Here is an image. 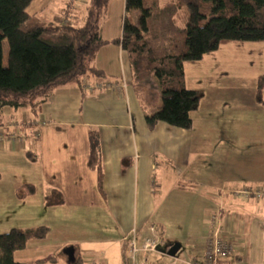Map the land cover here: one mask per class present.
<instances>
[{
  "label": "crops",
  "instance_id": "obj_1",
  "mask_svg": "<svg viewBox=\"0 0 264 264\" xmlns=\"http://www.w3.org/2000/svg\"><path fill=\"white\" fill-rule=\"evenodd\" d=\"M137 14L135 10V17ZM125 15L124 0H109L108 16L102 25V36L105 40L110 41L122 34ZM96 64L108 78L126 81L128 83L126 90L106 88L87 92L82 91L75 84H67L56 88L54 94L42 105L37 116L32 115L27 108L13 111L10 107H5L1 115L0 128L4 131V136L0 139V153H10L7 158L9 163H13L18 157L16 152L25 153L27 150L35 152L38 159L43 162L41 163L44 166L43 176L48 177L49 183L64 194L63 204L46 205V211L59 210L66 215L61 225H57L58 231H63L64 234L70 233V216L85 213V210L89 208L97 207L104 213L117 214L129 213L130 209L135 208L137 204V208L143 207L142 213L155 211L159 214H170L172 212L168 211V206L161 199L168 191L164 192L163 189L185 191L189 185L195 187L199 185L198 189L207 190L212 194L210 202H207V207L211 208L209 212L203 211L192 226L182 227L183 230L195 229L187 231L183 238L174 234H171L173 238H170V235L164 233V228L166 230L167 227L161 222L160 231H157V226L154 229L151 228L154 232L153 236L160 237L164 241L159 250L150 251L158 253L154 257L157 261L140 249L144 240L150 236L148 235L137 246L138 255H135L133 264H171L175 258L201 260L205 238L210 229L209 217L215 212H221L222 234L227 236L234 245V251L222 261V264H264V205L261 209H257L254 205L264 199H236L230 193L231 190L250 187L251 184L246 182V176L244 181V178L242 179L239 174L232 171L230 166L226 168L225 165H207L208 169L204 176H177L174 181H168L167 174L170 171L176 168L182 171L189 165L188 151L194 145L190 144L191 129L169 131L165 123H159L155 128L142 125L139 128L140 131L136 130L132 122L134 116L130 110V103L132 97L138 100L142 97L143 88L134 84L127 51L115 43L104 44L98 50ZM162 105L160 101L158 109L148 111L151 114L147 112L143 115L145 118L148 115H154L162 108ZM28 121L35 122L32 128L26 125ZM21 127L22 134L18 135L17 131ZM119 128L127 131L120 133ZM91 129L97 130L100 138L104 192L98 187L97 172L89 164ZM173 134L179 135L181 140H169L168 138H172ZM143 138L149 140V145L145 148L140 145ZM166 140H169V143ZM236 157L233 163L235 166L239 164L242 166L241 155ZM38 161L40 160L34 162ZM157 171H159V177ZM150 175L156 176V180L152 182L160 190V198H154L150 193ZM140 181H143V188L137 189V193L134 194L133 190L135 191ZM9 193L8 204L10 209H15L16 204H23L22 202L28 198L33 200L37 187L35 193L25 198L16 195L15 190ZM135 196L137 200L139 198L137 203L134 201ZM11 201L15 202L12 204ZM211 201L216 202L217 206H212ZM117 208H121L123 212H117ZM93 210L89 212H95ZM161 219L163 221L165 217ZM54 221L59 222L61 219L54 218ZM44 225L49 227L47 236L43 239H31L26 246L33 240L47 242L44 244L48 246L51 244L47 238L52 228L50 224ZM28 227L34 226L24 228ZM128 229L123 228L120 234L116 233L114 241L103 240L106 245H103L104 248L99 251L96 248L95 253L82 252V249L78 247L81 242L84 247H96L98 241H102L97 234L87 236L86 233L74 232V238L68 240L71 243L69 246H74L76 259L81 260V264L96 263L97 260H100V263L106 261V264H119L122 254L129 249V244L123 240V237L126 239ZM79 238L81 239L78 240ZM174 244H179L180 248L174 256H171L168 250ZM105 256L109 258L108 263ZM58 261L56 253L48 251L44 257H37L26 263L56 262L57 264Z\"/></svg>",
  "mask_w": 264,
  "mask_h": 264
},
{
  "label": "trees",
  "instance_id": "obj_2",
  "mask_svg": "<svg viewBox=\"0 0 264 264\" xmlns=\"http://www.w3.org/2000/svg\"><path fill=\"white\" fill-rule=\"evenodd\" d=\"M124 1L122 34L108 41L102 36V25L108 16L109 0H88L80 5L83 13L76 0H67L51 19L29 9L34 0H0V120L5 107L13 111L27 108L37 116L59 86L75 84L87 91L84 78H108L96 60L100 47L111 42L127 51L135 84L146 83L151 77L157 79L163 105L154 115L146 116L148 126L155 128L164 122L191 129L192 112L198 109L203 95L187 86L185 62L201 60L226 42L264 41V0ZM184 6L189 16L182 25L178 14ZM135 10L138 14L133 22L128 14ZM5 38L9 42L7 65ZM261 80L260 90L264 77ZM34 124L26 122L30 128ZM89 139V164L97 172L98 187L104 192L97 130H90ZM26 154L38 160L35 152L27 150ZM35 191L33 183H25L17 189V195L25 198ZM45 202L48 206L60 205L65 197L53 187ZM48 232L47 225H38L0 233V264H29L18 261L15 252L31 239L45 238ZM73 264H81V260Z\"/></svg>",
  "mask_w": 264,
  "mask_h": 264
},
{
  "label": "rangeland",
  "instance_id": "obj_3",
  "mask_svg": "<svg viewBox=\"0 0 264 264\" xmlns=\"http://www.w3.org/2000/svg\"><path fill=\"white\" fill-rule=\"evenodd\" d=\"M66 1L34 0L29 9L37 11L45 19H51L60 13ZM76 1L80 7V13H83V6L80 5L88 0ZM188 16V8L182 7L178 14V22L185 25ZM128 17L133 22L135 21L132 12L128 14ZM204 22L205 20L201 21L202 24ZM3 49L4 63L7 65L9 52L7 38L4 39ZM185 70L187 86L198 89L203 96L198 109L192 112L193 126L189 135H191L190 144L194 145L188 151L189 165L182 171L179 168L170 171L167 174L168 181H174L177 176L196 175L201 177L206 173L207 165H225L226 168L230 166L231 170L239 174L242 179L246 176V182H249L250 186H263L264 188V81L260 90L261 77H264V41L226 42L221 44L219 49L207 53L201 60L186 61ZM136 85L143 88V90L141 89L143 94L139 100L132 97L130 110L134 116L132 122L136 130L140 131L139 128L142 125H148L143 113L158 109L159 102L161 101L163 104V100L155 77H151L146 83L141 85L136 83ZM126 107L128 109V106ZM165 125L169 131L184 130L166 123ZM125 131L127 130L119 128L120 133ZM123 135L127 137L125 134ZM131 139L132 136L130 138L132 143ZM168 139L171 141L181 140L177 134H173V137ZM169 140H166L167 143ZM148 141L143 138L140 145L145 148L149 145ZM16 154L18 157L14 159L13 163H9L7 157L10 156V153H0V233L7 232L14 227L24 228L39 224H50L49 226L52 228V232L47 238L51 242L49 246L44 244L47 242L33 240L29 242L28 246L15 252V258L18 261L31 262L37 257H44L48 251H53L59 260L57 264H72L65 249L71 245L68 240L74 238V232L86 233L87 236L90 234L99 235L102 241H98L96 247H84L82 242L78 247V249H82V252L95 253L96 248L99 251L104 248L103 245H106L103 240L114 241L116 233L120 234L121 229L129 228L126 235L123 234L126 238L123 237V240L127 241L129 249L125 254H122L119 264H133L134 256L138 255V253L134 255L132 251L134 243L139 246L146 236H153L154 232L151 230L153 225L157 226V231H160L162 222L163 226L167 227L166 230L164 228V233L170 235V238H173V234L183 238L187 231H192L195 228L183 230L182 227L192 226L203 211L209 212L211 208L207 207V202H210L212 194L207 190L198 189L199 185L195 184L196 188L188 184V189L185 191L163 189L164 192L168 191L161 199L168 206V211L172 212L170 214H159L155 211L154 213H142L143 207L142 209L137 208V204H135V208L130 209L129 213L107 214L97 207L89 208V210H85V213L70 216V233L65 232L64 234L63 231H58L57 225H61L62 219L66 215L59 210L56 212L46 211L48 205L45 203V197L53 186L49 183V178H45L42 174L44 166L41 163L43 164V162L41 159L34 162L26 152H16ZM239 155H241L240 163L243 165L235 166L233 159ZM157 174L159 177V171ZM155 180L156 176L150 175V193L154 198H160V190L152 182ZM243 180L245 181V178ZM27 182L34 183L37 187L34 199L28 198L22 202L23 204H16L15 209H10L9 191L15 190L16 193L17 189ZM137 185L135 191L133 190L134 194L137 193V189L143 188V181ZM134 201L137 203L139 198L137 200L135 196ZM11 202L13 204L15 201ZM211 203L212 206H217L216 202L211 201ZM254 205L257 209H261L264 200ZM90 210L95 212H89ZM116 210L123 212L121 208ZM162 217H165L163 221ZM54 218L61 219V221L53 222ZM117 220L118 222H116ZM69 234L71 235L69 236ZM75 245L78 244L75 243ZM41 246L42 248H39ZM146 254L152 259L158 255L157 252H146ZM105 258L108 263V256ZM55 263L52 262V264ZM101 263L106 264V261ZM101 263L100 260H97L96 263L91 264Z\"/></svg>",
  "mask_w": 264,
  "mask_h": 264
},
{
  "label": "built area",
  "instance_id": "obj_4",
  "mask_svg": "<svg viewBox=\"0 0 264 264\" xmlns=\"http://www.w3.org/2000/svg\"><path fill=\"white\" fill-rule=\"evenodd\" d=\"M83 86L89 92L103 90L106 88H114L119 91H123L128 87V83L123 80L112 78L97 79L95 81H91L89 78H84ZM3 136L4 131L0 128V139H2ZM230 193L236 199H264L263 187H244L241 189L231 190ZM209 219L210 229L205 238L201 260L175 258L171 264H222V261L234 251L233 243L227 236L222 234L223 226L221 212L211 214ZM152 228L154 229L155 225H153ZM163 244L164 241L162 238L149 236L144 240L140 249L145 252L157 251ZM137 250V245L134 243L132 248L134 255L137 253Z\"/></svg>",
  "mask_w": 264,
  "mask_h": 264
},
{
  "label": "water",
  "instance_id": "obj_5",
  "mask_svg": "<svg viewBox=\"0 0 264 264\" xmlns=\"http://www.w3.org/2000/svg\"><path fill=\"white\" fill-rule=\"evenodd\" d=\"M180 248V245L179 244H174L170 247V249L168 250V254L171 255V256H174L178 249ZM65 253L68 255V258H69V261L71 262H75L76 260V256H75V248L74 246H68L66 249H65Z\"/></svg>",
  "mask_w": 264,
  "mask_h": 264
}]
</instances>
